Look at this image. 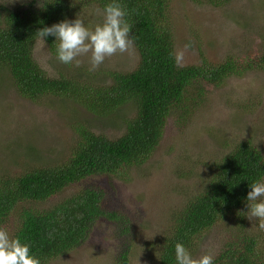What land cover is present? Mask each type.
<instances>
[{
    "label": "trees",
    "instance_id": "trees-1",
    "mask_svg": "<svg viewBox=\"0 0 264 264\" xmlns=\"http://www.w3.org/2000/svg\"><path fill=\"white\" fill-rule=\"evenodd\" d=\"M77 1L97 4L103 10L115 2L126 9L125 19L132 25L139 54L133 71L108 72L107 80L98 83L99 77L88 71L51 77L38 64L34 58L40 40L36 32L69 20ZM168 14L169 0H32L16 8L0 0V87L8 80L31 102L54 97L100 118H121L126 108L133 109L132 115L122 118V136L110 139L81 126L79 140L66 161L0 178V227H8L16 216L11 234L30 244L41 264L81 246L101 219L119 224V235L126 241L112 264H131L130 220L104 208L100 188L85 187L45 210L31 204L48 202L85 179L120 177L144 165L159 146L168 118L176 109L189 110L200 101L201 87L196 95H189L193 86L205 82L220 87L233 76L264 68L263 53L228 57L221 64L205 60L178 67L170 55L175 46ZM55 39L48 36L43 41L57 55ZM211 169L201 190L173 216L156 241L155 260L150 264H177L176 243H183L192 254L205 233L223 224L228 226V240L214 264H264V248L246 225L250 184L264 182V151L251 140L243 141Z\"/></svg>",
    "mask_w": 264,
    "mask_h": 264
},
{
    "label": "rangeland",
    "instance_id": "rangeland-1",
    "mask_svg": "<svg viewBox=\"0 0 264 264\" xmlns=\"http://www.w3.org/2000/svg\"><path fill=\"white\" fill-rule=\"evenodd\" d=\"M1 1L16 8L32 0ZM75 4L76 10L69 20L78 15L92 28L103 23V9L97 4L82 1ZM168 16L175 51H185L181 67L200 65L205 60L221 64L228 57L264 54V0H169ZM34 58L51 77L90 72L88 57L81 58L80 67L65 65L43 40L37 41ZM138 63L135 48L106 59L90 73L98 76L96 80L100 83L107 80L108 72H130ZM200 87V101L189 110H175L167 120L159 146L144 165L120 177L85 179L48 202L31 207L45 210L85 187H98L104 192V208L130 220L131 264L154 262L156 241L173 216L201 190L213 164L243 141L251 140L264 151V68L233 76L220 87L201 82L190 89L189 95H196ZM131 108H126L121 118H100L73 102L54 97L31 102L21 97L7 80L0 87V178L66 161L79 140L81 126L110 139L122 136L125 132L122 118L132 115ZM15 221L16 216L4 227L10 234ZM258 223L246 219L249 232L258 237L264 248V231ZM118 225L107 219L99 220L81 246L49 264H112L126 244ZM227 227L219 225L205 233L193 257L211 253L215 258L228 240Z\"/></svg>",
    "mask_w": 264,
    "mask_h": 264
},
{
    "label": "clouds",
    "instance_id": "clouds-1",
    "mask_svg": "<svg viewBox=\"0 0 264 264\" xmlns=\"http://www.w3.org/2000/svg\"><path fill=\"white\" fill-rule=\"evenodd\" d=\"M127 15L122 5L114 2L105 6L103 23L94 28L86 26L77 15L74 20L65 19L51 27H44L36 35L40 40L48 36L56 38L59 62L80 67L83 63L81 58L88 57V70L94 72L106 59L134 51L135 40L131 36L132 25L125 19ZM170 55L178 67L183 66L184 50H177ZM250 187L246 217L249 221H258L259 229L264 231V182H254ZM175 259L177 264H214L213 254L206 253L194 258L180 242L175 244ZM0 264H41V261L32 253L30 244L10 234L7 228L0 227Z\"/></svg>",
    "mask_w": 264,
    "mask_h": 264
}]
</instances>
